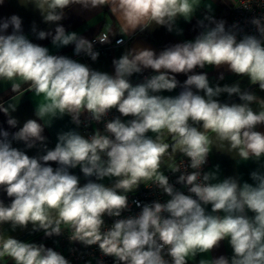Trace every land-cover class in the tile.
Masks as SVG:
<instances>
[{
  "label": "clouds",
  "instance_id": "9594fccd",
  "mask_svg": "<svg viewBox=\"0 0 264 264\" xmlns=\"http://www.w3.org/2000/svg\"><path fill=\"white\" fill-rule=\"evenodd\" d=\"M229 2L247 11L254 3L264 8V0ZM4 3L0 0V6ZM19 3L31 5L43 23L55 25L37 30L33 23L38 40L51 38L56 49L73 45L75 56L93 62L100 56L97 44L109 45L119 36L120 45L125 38L158 27L183 35L178 21L190 23L201 8L205 11L196 21L201 31L194 39L159 53L141 46L127 49L112 60V73L34 43L19 15L0 17V83L10 85L14 93L8 101L0 98V113L10 128H17L19 121L12 115L17 98L31 92L45 100L36 105L37 119H27L12 133L0 128V193L10 201L0 199V261L7 257L14 264H72L43 243L7 234V225L11 232L30 226L48 238L67 232L70 243L97 246L101 257H111L113 264H197L198 256V264H264V97L241 86L247 79L248 85L264 92V15L250 19L256 29L250 34L238 22L228 25L217 19L211 0ZM73 6L88 11L106 6L118 27L104 25L92 40L68 31L61 21ZM206 67L226 69L239 79L212 85L207 72L196 71ZM148 69L151 75L133 83L134 75ZM179 74L186 76L182 83ZM177 88V95L163 94ZM224 94L227 102L220 99ZM113 110L119 115L109 119ZM46 116L53 121L69 116L77 129L93 122L103 129L59 132L55 147L49 148L44 132L52 123L38 122ZM13 142L38 148V154L30 156ZM213 149L256 163L249 174L252 182L239 176L221 179L219 165L205 171ZM77 168L83 183L72 171ZM165 169L179 173L175 184ZM141 185L155 187L169 199L130 201ZM132 205L141 209L139 213L124 216ZM106 217L112 218L110 226ZM225 241L231 256L208 258ZM96 264L105 262L97 259Z\"/></svg>",
  "mask_w": 264,
  "mask_h": 264
},
{
  "label": "crops",
  "instance_id": "0c3cea01",
  "mask_svg": "<svg viewBox=\"0 0 264 264\" xmlns=\"http://www.w3.org/2000/svg\"><path fill=\"white\" fill-rule=\"evenodd\" d=\"M211 2L215 17L217 19H225L229 25V12L232 3L229 2V0H211ZM204 11L205 10L201 8L190 23L183 21V19L178 21V26L183 29V35H176L175 32L170 33L164 27H158L154 31L146 30L144 33H138L134 38H125V42L123 44L113 45L109 50L101 55L97 61L93 63L92 68L112 73L114 71L112 67V60L114 58H119L127 49L135 46H141L151 48L159 53L165 47L183 42L185 40L194 39L195 36L201 31V29L196 26V21L197 19L202 18ZM12 14H17L22 18L24 32L34 43L48 47L53 54L67 55L69 52L74 50L73 45H69L62 49L54 48L51 44V38L45 40H38L36 38V35L31 30L33 23H35L37 30H51L54 29L55 25L43 23L39 12L36 11L31 5L25 8L20 5L19 0H5V3L0 6V17H8ZM61 23L66 28V30L76 31L88 39L97 35L106 24H112L118 27L115 17L112 16L108 7L106 6L91 11L83 10L80 8V6H73V8L67 10L66 18L61 21ZM9 32H11V29H9ZM120 38L121 37L119 36L113 38L112 43H115V41ZM146 71L152 74L150 69ZM196 71L207 72L212 85L217 83H219L221 86L224 84L230 85L239 79L223 68L215 69L212 67H206L205 69H197ZM221 73L224 74L223 80H219V75ZM142 79L143 78L139 77L138 75H134L132 77L133 83L140 82ZM177 79L182 83L186 79V76L179 74ZM241 86H248L247 79L242 81ZM180 91L181 89L177 88L172 93L165 92L163 94L177 95ZM250 91H255L258 95L264 97V92H259L258 87ZM13 95L14 93L11 92L10 85L0 83V98H2L4 101H8ZM220 98L228 97L227 94H224ZM16 102L18 103V107L17 110L12 113V115L19 121L17 128H10L7 124V117L3 113H0V128H3L10 133L17 131L27 119H37L35 116L36 105L45 102V100L43 95L35 96L33 93L28 92L25 93L23 97H18ZM38 122L52 123L50 127H45L44 132V135L47 137V144L49 148L55 147L57 142V134L59 132L68 131L71 129H76L79 131L77 126L71 123V118L69 116H64L62 119H55L54 121L51 116H46L44 121ZM260 130L264 131V127H262ZM13 146L25 150L30 156L38 154V148L26 149L22 142H13ZM216 165L220 166L219 175L221 179L227 176H239L242 181H247L249 183L252 182L250 180V172L258 167V165L254 162H244L240 161L239 159L234 160L229 155L217 152L215 149H213L208 158L207 171L213 170ZM52 166L55 167L56 165L53 163ZM72 171L74 174L81 176V182L83 183V174L80 173L79 168ZM104 182L108 183L107 180ZM0 199H4L5 203L10 202L4 193H0ZM4 227L7 230V234L12 235L15 238L19 237L25 232L19 229L16 232H11L9 226L5 225ZM30 228L31 227L29 226V229ZM28 238L38 241L37 243H43L46 247H51L61 254H65L72 246V244L67 240L59 239L55 236L51 238L45 237L42 231L37 232ZM231 254V248L225 241L221 243V246L218 249H215L211 253L207 254V256L208 258H213L220 255L231 256ZM200 258V256L196 258L197 264ZM0 264H14V262L5 257L3 261H0ZM190 264H192V262H190Z\"/></svg>",
  "mask_w": 264,
  "mask_h": 264
},
{
  "label": "built area",
  "instance_id": "2783aa9c",
  "mask_svg": "<svg viewBox=\"0 0 264 264\" xmlns=\"http://www.w3.org/2000/svg\"><path fill=\"white\" fill-rule=\"evenodd\" d=\"M238 2H239V0H237V3ZM260 15H264V8L257 7L255 3L252 5V11H247L243 8H237L232 4V6L230 8V12H229V25H231L235 22H238L240 27L243 28L245 32L250 33V34H255L256 29L253 25H251L249 23V21L253 16H260ZM95 36H93L89 40H92ZM124 42H125V39H124ZM115 44H116V41H115V43H112L109 45L97 44L95 46V48L97 51L100 52V56H101ZM67 56H69L73 59H77L83 63H87L91 67L94 63L93 61H91L90 58H88L84 55L75 56L74 50L69 52L67 54ZM148 75H151V74L148 73L147 71H145L142 75L138 74V76L142 77V78L144 76H148ZM115 115H119V113H117V112H115V110H113V112L109 116V119ZM81 120L82 121L85 120V117L82 116ZM95 128H100L102 130L103 124H96L93 122L89 125V127L87 129H85L83 124H82L78 129L82 134H88V133H91L93 131V129H95ZM180 159H182V157L178 156L177 162H179ZM186 163H187V161H186ZM204 170L207 171V164L205 165ZM189 171H191V169H189ZM165 175L169 176L170 182L175 184L176 178L178 177L179 173H176L174 175L170 171L165 169ZM176 187L179 188L180 190L184 191L185 194H187V190L183 189L181 185L177 184ZM129 198H130V201L135 199V200L140 201L141 203H151L154 200H159L160 202H165L167 199H169V197H167L166 195H163L155 187L146 188L144 185H141L137 192L130 194ZM140 210H141L140 208L136 207L135 205H132L131 213L126 212L123 215L127 216L130 214H136V213H139ZM105 220H106V224H108L109 226L113 222L112 218L106 217ZM57 238L67 240L69 242L67 232H65L63 235H61ZM23 241L35 242V243L38 242V241L32 240L30 238H26ZM71 244H72V246L63 255L68 260H70L72 262V264H86L87 261H91L92 264H96L97 259H103L105 264H113V259L111 257H101V254H100L97 246H91V247L85 248L82 245H80L79 243H71ZM70 249H75V251H70Z\"/></svg>",
  "mask_w": 264,
  "mask_h": 264
},
{
  "label": "water",
  "instance_id": "95a60500",
  "mask_svg": "<svg viewBox=\"0 0 264 264\" xmlns=\"http://www.w3.org/2000/svg\"><path fill=\"white\" fill-rule=\"evenodd\" d=\"M257 87H258V85H248L247 86V88L249 90H252V89L257 88ZM220 99H221L222 102H227L228 101V98H220ZM232 101H235L236 102V101H239V99L237 97H232ZM35 233H37V232H33L31 230V228H30L27 231H25L22 235H20L19 237H17V239L23 241V240H25L26 238L30 237L31 235H33Z\"/></svg>",
  "mask_w": 264,
  "mask_h": 264
}]
</instances>
